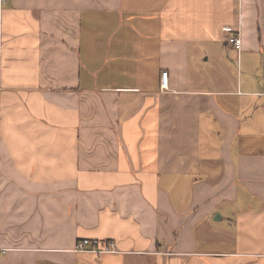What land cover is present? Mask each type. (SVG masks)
Returning a JSON list of instances; mask_svg holds the SVG:
<instances>
[{
  "label": "crops",
  "instance_id": "0c3cea01",
  "mask_svg": "<svg viewBox=\"0 0 264 264\" xmlns=\"http://www.w3.org/2000/svg\"><path fill=\"white\" fill-rule=\"evenodd\" d=\"M0 264H264V0L0 5Z\"/></svg>",
  "mask_w": 264,
  "mask_h": 264
},
{
  "label": "built area",
  "instance_id": "2783aa9c",
  "mask_svg": "<svg viewBox=\"0 0 264 264\" xmlns=\"http://www.w3.org/2000/svg\"><path fill=\"white\" fill-rule=\"evenodd\" d=\"M6 0H0V5L4 4ZM228 43L232 46V48L240 52L241 49V41L238 36L228 37ZM167 73L163 72L160 80V88L161 90L167 89ZM73 252L77 254H91L95 256L105 255V254H115L117 253L115 244L111 241H101L94 239H81L77 241Z\"/></svg>",
  "mask_w": 264,
  "mask_h": 264
},
{
  "label": "rangeland",
  "instance_id": "374dc122",
  "mask_svg": "<svg viewBox=\"0 0 264 264\" xmlns=\"http://www.w3.org/2000/svg\"><path fill=\"white\" fill-rule=\"evenodd\" d=\"M237 67V66H236Z\"/></svg>",
  "mask_w": 264,
  "mask_h": 264
}]
</instances>
